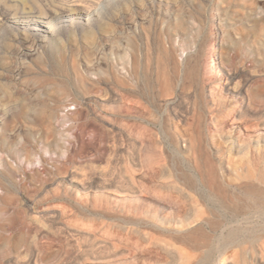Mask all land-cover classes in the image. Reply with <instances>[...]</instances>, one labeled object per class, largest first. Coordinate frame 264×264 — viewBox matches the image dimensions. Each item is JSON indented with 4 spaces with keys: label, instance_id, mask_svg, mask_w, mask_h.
I'll return each mask as SVG.
<instances>
[{
    "label": "rangeland",
    "instance_id": "1",
    "mask_svg": "<svg viewBox=\"0 0 264 264\" xmlns=\"http://www.w3.org/2000/svg\"><path fill=\"white\" fill-rule=\"evenodd\" d=\"M59 1L0 0V264L164 262L160 239L150 252L133 231L139 218L160 238L186 233L177 249L213 264H264V210L238 186L253 162L264 168V0ZM54 6L92 14L53 18L54 37L28 21ZM130 176L150 196L137 200ZM140 205L189 219L148 222ZM200 213L246 219L205 235ZM113 242L125 257H111Z\"/></svg>",
    "mask_w": 264,
    "mask_h": 264
},
{
    "label": "bare ground",
    "instance_id": "2",
    "mask_svg": "<svg viewBox=\"0 0 264 264\" xmlns=\"http://www.w3.org/2000/svg\"><path fill=\"white\" fill-rule=\"evenodd\" d=\"M58 2H60V1L58 0ZM61 4H63V3H61ZM30 6L32 7V5H30ZM34 6L35 5L33 4V8H35ZM37 7H39V6H37ZM80 7L77 8V6H76V8H74V10L70 11L68 14H65V12H67V11H65L64 8L57 9V7H55V6L53 7V9H50V10L45 8V10L47 9V11L41 10V11H38V13H34V15L32 16L33 20H28V21H33L38 26H43V25L45 26V24H46V32L50 33L52 36L55 37V34H56L55 33V28L52 27L54 25V23H53L54 21L52 22L53 18L60 17V18H62L64 20L72 22V24H73L75 16L76 17H81L83 15L90 16L92 14L91 13L92 10H91L90 7L88 8V7H84L83 6L84 9L82 8V6H80ZM92 7L94 8V6H92ZM41 8H44V7L40 6L39 9L38 8L37 9L40 10ZM31 10H34V9H31ZM23 12H25V11H23ZM11 16H13V15H11ZM67 17H68V19H67ZM4 22H2V23H4ZM49 25H50V27H49ZM227 79H228V81H227L225 87L228 90L237 92L238 94H242V91H241L242 88L239 85V83L238 84H233L232 75H228L227 74ZM252 94L248 95V97L249 98H253L254 96ZM241 97L244 98L243 100H245V98H246L245 96H241ZM254 143H256L257 145H261V143H263V145H264V137L254 140ZM233 147L236 150H238V151L246 149V145L245 144H243L240 141L238 142L236 140L233 141ZM259 164H260V160H257V161L252 163V168L249 170V174L247 175L248 176L247 177L248 180L240 182L238 184V186L245 188V191H246L245 197L249 198L251 206H253V207L255 206L257 208H260V209L264 210V168H261V165H259ZM159 173H160L161 176H165V177H167L168 175L170 176V174H171V173L168 174L164 169H160ZM180 175H185V185L186 186H188L190 188H193V187L196 186L197 180L194 179L190 174L181 173ZM171 176H172V174H171ZM131 178H132L133 182H132L131 179L130 180H131L132 184L133 183L134 184H133V186H131L129 191L131 192V194L133 196H135V198H137V200H142V198L144 196L143 194H146V195L149 194V196H150V192H149L150 191V187L147 186V184H145L142 179H137L135 177H131ZM73 181H77L78 182L79 180H73ZM215 186H217V185H215ZM215 186L213 188H217L218 187V189L221 190V192L223 191V193H225V198L231 199V201H233L234 203H235V201L238 202L236 200V197H237L236 192L231 191V189L229 188V185H226V186L225 185L224 186L219 185L220 187L219 186L215 187ZM172 188L174 189L175 192H177L179 194V197H180V195H181V197L182 196L184 197L185 200L183 199L182 201H185V203H184L185 205H183V207L185 206L187 211L191 210V208H193V206H194L193 203H192V199L190 197H188V195L184 192V190L181 187L172 186ZM194 198H193V200H194ZM246 198L244 200H246ZM167 203H168V201H167ZM183 210H185V209H183ZM138 215H140V216L145 215L148 218V220H149L148 222H151V221L155 220L157 222L159 221L161 224L168 223L169 225L170 224L175 225L176 223L184 224L186 219H189V217L185 216V215H180V216H176L175 215L174 217L172 216L171 218L170 217L168 218V217L163 216L159 212L152 213L151 210L150 211L149 210H145L141 205L138 208ZM244 219H246V218L245 217L241 218L239 216H238V218H234V217H221V216H216V215L200 213L196 217H194V220H193L194 223H195L194 231L195 232L196 231H200V232H203L205 235H208L209 233H208V230L206 228V226H208V227H210L211 231L219 232V231L228 230L229 234H231V233L235 232L236 230H239V228H241L240 225H237V227H232V226L236 225V224H242L243 222H245ZM134 223L137 225V227H135L134 229L132 228L133 231H135L137 233V235H140L141 237H143L147 241L146 242L148 244L147 247H148L150 252L153 251V247H155L154 244L157 242V240L160 239V249H161L160 251L165 256L161 252H160V254H162L164 257H166V260H164V262H159V264H213V263L210 262V253H211L210 251L202 253V254H192V252H191V254H189V252L187 254L183 250L179 249V247L177 249V247L175 246V243L177 241L181 242L183 240H186V237H188V236H186V233L185 234L181 233V234L168 236V234H171V233L167 232L168 233L167 236L160 238V236L156 235L157 233L156 234L153 233V230L149 226L148 227L151 230L142 228V223H144V222H142L140 220V218L136 219V221H134ZM225 225H227V226L225 227ZM37 229H39V228H37ZM262 230L264 231V225L262 226ZM41 233L43 234V232H41ZM162 235H164V234H162ZM37 238H38V234H35L34 235V241L37 242ZM211 243H210V239H207L205 245L209 248V247L212 246ZM120 246H121L120 243L113 242V244H112L113 254L111 255V257H117L116 259L125 257V255L122 256L123 253H125V252H123V249ZM38 248L40 249L41 245L40 246L38 245ZM79 250L82 251L83 253H85L86 255H89L87 249H84V248L80 247ZM204 250H206V249H204ZM212 250H214V249H212ZM157 253H158V250H157ZM71 255H72L71 253H69L68 256L66 254L65 259L71 258ZM36 256H37L36 250L33 247L30 248L29 251H28L29 260H33ZM59 258H61V257H59ZM93 258H98V257H97V255H94ZM36 260L37 261H35V262H36V264H38L39 262H38V258L37 257H36ZM223 264H230V263H223Z\"/></svg>",
    "mask_w": 264,
    "mask_h": 264
}]
</instances>
